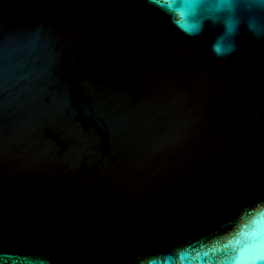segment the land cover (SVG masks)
Here are the masks:
<instances>
[{
  "label": "water",
  "instance_id": "95a60500",
  "mask_svg": "<svg viewBox=\"0 0 264 264\" xmlns=\"http://www.w3.org/2000/svg\"><path fill=\"white\" fill-rule=\"evenodd\" d=\"M221 30L147 0H0V254L138 264L264 199V41L242 25L218 57Z\"/></svg>",
  "mask_w": 264,
  "mask_h": 264
},
{
  "label": "clouds",
  "instance_id": "9594fccd",
  "mask_svg": "<svg viewBox=\"0 0 264 264\" xmlns=\"http://www.w3.org/2000/svg\"><path fill=\"white\" fill-rule=\"evenodd\" d=\"M147 3L188 36L200 35L206 23L221 26L212 45L218 57L236 50V37L242 25L254 39L264 41V0H147ZM136 259L138 264H264V199L244 201L231 217L170 251L149 252ZM0 264L47 262L3 253Z\"/></svg>",
  "mask_w": 264,
  "mask_h": 264
}]
</instances>
